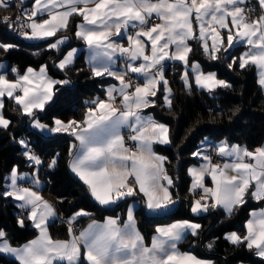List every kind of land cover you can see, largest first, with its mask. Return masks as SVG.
I'll return each instance as SVG.
<instances>
[{
  "label": "snow or ice",
  "instance_id": "1",
  "mask_svg": "<svg viewBox=\"0 0 264 264\" xmlns=\"http://www.w3.org/2000/svg\"><path fill=\"white\" fill-rule=\"evenodd\" d=\"M255 2L259 16L252 15L256 9L249 7L248 0H34L30 8L23 10L24 0H19L15 17L4 16L0 22L26 40L56 37L48 48L60 52L69 38L57 34L69 31L73 16L80 17L73 34L88 50L92 76L110 77L118 85L104 88V98L85 101L82 120L64 121L54 116L48 124L39 114L45 113L53 101L56 85H67L70 80L52 79L46 65L38 71L28 67L21 73L17 67L8 69L0 63V130L7 131L12 124L4 114L7 98L13 111L28 118L32 129L74 138L69 168L101 206L142 196L150 212L173 207L176 200L170 189L174 181L165 167L167 157L154 150L156 145L172 143L170 128L146 114V110L157 107L161 85L164 107L173 106L166 79L168 62L182 66L180 79L187 90L193 81L209 94L231 87L216 73H205L198 62L190 60V41L199 42L212 61L220 60V53L243 44L247 51L239 57L232 56L227 66L233 71L237 63L241 70L255 67L257 83L264 89V0ZM0 8L9 10L10 2L0 0ZM15 48V44L0 42V51L5 54ZM77 51L68 50L56 67L69 71ZM118 58L123 65L121 71L114 70ZM9 71L14 77L11 80ZM122 130L127 131V136ZM13 139L32 172L20 173L14 166L2 177L4 190L0 197L16 202L20 210L18 226L24 228L26 221L30 222L37 236L15 247L7 233L0 230V254L14 257L17 264H210L178 248L187 233L193 237L200 234V224L183 220L158 226L148 243L137 228L131 205L123 222L118 216L107 217L102 223L93 220L82 231H77L75 225L90 214L82 209L74 212L62 220L67 225L68 239H53L49 229L61 218L40 192L44 161L33 152L27 139ZM128 141L131 145L126 146ZM211 148L219 160H214L207 147L192 153L201 163L187 170L192 180L189 192L197 197L191 203V213L198 216L223 210L231 216L247 204L249 197L264 203V145L249 150L221 141ZM57 164L58 154L49 161V170ZM208 177L211 187L205 182ZM249 216L244 235L232 232L225 239L254 250L264 261V208L251 210Z\"/></svg>",
  "mask_w": 264,
  "mask_h": 264
},
{
  "label": "trees",
  "instance_id": "2",
  "mask_svg": "<svg viewBox=\"0 0 264 264\" xmlns=\"http://www.w3.org/2000/svg\"><path fill=\"white\" fill-rule=\"evenodd\" d=\"M32 0H29L30 3ZM10 2L9 10L0 8V21L4 16L16 14V0ZM25 5L22 6L24 8ZM80 17L73 16L69 24V31H61L58 36H67L69 39L61 45V51L50 50L48 44L56 37L35 42L25 41L17 30L9 28L0 22V42L15 44L16 48L9 53L0 51V62H6L8 68L17 67L22 73L27 67L38 68L46 65L48 74L60 80H70L64 86L56 85L58 89L53 101L46 106V112L40 113L43 122L51 124L52 117L64 121L70 119L82 120L87 105L85 101L95 95L101 96L104 86L113 80L110 77H93L83 56V43L74 36L75 25ZM193 48L190 60L200 64L203 71H212L219 79L227 81L231 87L217 89L209 94L197 88L193 82L191 89H185L180 79L182 66L177 62H170L166 66V79L172 90L173 106L171 109L164 107L163 86L156 98L157 107L149 108L146 112L152 114L156 120L165 123L170 128L172 143L166 146H157V149L167 157L165 167L168 175L173 179L171 188L175 205L168 211L148 213L139 196L140 205L135 210L137 226L149 241L156 226L170 223L180 219L199 221L202 228L197 237L188 235L180 244L182 250L193 252L199 257L209 259L213 264H264L244 245L236 246L229 243L224 233L236 231L244 235L243 222L248 217L251 209L264 205L248 198V202L236 213L227 216L221 210L209 212L203 217H194L190 212V205L196 196L189 192L190 178L187 174L189 165L197 161L192 153L197 149L200 140L207 136L213 140L225 139L253 150L264 141V93L256 80L254 67L244 70L235 66L229 70L228 63L231 57H239L241 46L232 48L228 53H220L221 59L210 60L200 48L199 42H189ZM73 46L81 47L75 58V63L67 72H62L56 67L58 59ZM9 77H13L9 71ZM13 104L5 99L4 114L12 120L7 131L0 130V192L4 190V177L15 166L21 170H31L28 162L21 154L22 149L14 142L19 138H26L33 151L44 164L40 171L46 179L44 191L55 199V208L58 216L67 220L74 212L84 210L89 216L81 217L78 221L85 224L90 220H103L106 217L125 216L126 206L131 200L121 201L118 205L110 207L101 206L89 194L86 186L72 174L69 168V149L74 138L64 134L42 136L32 129L28 118L13 111ZM58 154L57 166L49 170V161ZM20 210L11 199L0 197V230L7 233V238L13 246H18L36 235V230L31 223L26 221L25 227L17 224ZM52 238L66 239L67 225L57 219L49 229ZM212 244L209 248L208 245ZM0 264H17L16 261L0 254Z\"/></svg>",
  "mask_w": 264,
  "mask_h": 264
},
{
  "label": "crops",
  "instance_id": "3",
  "mask_svg": "<svg viewBox=\"0 0 264 264\" xmlns=\"http://www.w3.org/2000/svg\"><path fill=\"white\" fill-rule=\"evenodd\" d=\"M28 1L29 0H24V4L23 5H25L24 6V8H30L31 7V4L34 2V0H32L30 3H28ZM16 2L18 3L19 2V0H16ZM256 9H257V13H258V16L260 15V12H259V9H258V5L256 4ZM46 18V17H45ZM81 22V18H80V21H78V23H80ZM24 39V38H23ZM25 41H28V42H35V41H39V40H26V39H24ZM55 41V40H54ZM53 41V42H54ZM83 43V42H82ZM123 43L125 44V46L127 45V41L126 40H124L123 41ZM209 44H211V41H209ZM238 46H241L242 47V49H241V51H240V54H239V56L242 54V53H244L245 51H247V47L246 46H244L243 44H239V45H236L235 47H238ZM234 47V48H235ZM71 48H75V49H77L78 51H77V54H76V56L78 55V53H79V51H80V49H81V47H78V46H73V47H70L69 49H67L66 50V52L68 51V50H70ZM82 48H83V56H84V61H85V63H86V65L89 67V65H88V63H87V58H88V55H89V53H88V50H87V48H86V46L83 44V46H82ZM65 52V53H66ZM64 53V54H65ZM63 54V55H64ZM63 55L59 58V59H62L63 58ZM76 58V57H75ZM59 59H58V61H59ZM119 59V58H118ZM57 61V62H58ZM56 62V63H57ZM0 63H4L5 65H7L6 64V62H0ZM170 62H168L167 63V65L169 64ZM121 64H122V62H121ZM56 65V64H55ZM8 67V66H7ZM28 68V67H27ZM39 68H40V66L38 67V68H33V69H35V70H39ZM8 69H10V68H8ZM254 69H255V73H256V80H258V76H257V70H256V68L254 67ZM26 70V69H25ZM24 70V71H25ZM114 70H116V71H121V70H123V65H120V66H118V65H116L115 66V69ZM201 70H202V68H201ZM23 71V72H24ZM203 71V70H202ZM22 72V73H23ZM205 73H210V72H212V71H204ZM215 73V72H214ZM49 75V74H48ZM52 79H55V80H60V79H57V78H53L51 75H49ZM8 78L11 80V79H13L14 77H9L8 76ZM112 79V78H111ZM65 80V79H64ZM113 81L112 82H110V83H108V84H106L105 86H104V88H106V87H108L109 85H118V82L117 81H115L114 79H112ZM222 80V79H221ZM193 84L195 85V83H194V81H193ZM196 86V85H195ZM261 88V87H260ZM164 91V90H163ZM262 91H263V93H264V89H262ZM96 97H100V98H104V92H103V95H101V96H98V95H95L94 97H92L90 100H88V101H91L92 99H94V98H96ZM5 99H7V98H5ZM164 101V100H163ZM146 114H150V113H148V112H146ZM150 115H152V114H150ZM153 116V115H152ZM162 123V122H161ZM122 131H124V130H122ZM38 132V131H37ZM39 134H41L42 136H52V135H54V134H49V133H41V132H38ZM57 134H60V133H57ZM62 134V133H61ZM221 141H227V140H225V139H220V140H213V139H211L210 137H207V136H205V137H203L201 140H200V142H199V144H198V147H197V149L194 151V152H196L198 149H202V148H205V147H209L210 145H212V146H214V145H216V144H218V143H220ZM228 142V141H227ZM228 143H230V142H228ZM230 144H235V143H230ZM262 145H264V141L262 142V144L260 145V146H262ZM157 146H166V145H156V146H154V150L159 154V155H161V156H165L163 153H161L158 149H157ZM241 146H243V145H241ZM260 146H258V147H260ZM257 148V147H256ZM254 150V149H253ZM220 158L218 157V160H219ZM70 160H71V158H70ZM70 162V161H69ZM201 163V161H199L198 159H197V161L195 162V163H193V164H191V165H189L188 166V168L189 167H193V166H199V164ZM188 168H187V170H188ZM20 171V170H19ZM71 171V170H70ZM31 172H32V169L31 170H21L20 171V173H27V174H31ZM8 174V173H7ZM6 174V175H7ZM74 176H75V174L74 173H72ZM187 174H188V171H187ZM189 176V175H188ZM78 178V177H77ZM190 178V177H189ZM40 179H41V182H42V187H41V189H40V192H41V195H42V197H43V199H45V200H47L50 204H52L54 207H55V199H54V197L52 196V195H50L47 191H44V187H45V185H46V179L42 176V174H41V171H40ZM79 179V178H78ZM82 182V181H81ZM206 184H207V186H209V187H211V185H212V182H211V178L210 177H208V178H206ZM23 183V182H22ZM83 183V182H82ZM191 183H192V180H191V178H190V183H189V187H190V185H191ZM170 191H171V189H170ZM139 196H137V197H134V198H131V200H129V202H128V204H127V206H126V212H125V216H124V218L121 220V222H123L125 219H126V214H127V208H128V206L129 205H131L132 207H133V209H134V214H135V210H136V208L140 205V199L138 198ZM141 198H142V202H143V197L142 196H140ZM197 198V197H196ZM195 199V198H194ZM15 202V201H14ZM192 203V202H191ZM15 204H16V202H15ZM143 205H144V203H143ZM191 206V205H190ZM145 207V206H144ZM171 208H173V207H170V208H168L167 210H164V211H160V212H165V211H168V210H170ZM261 208H264V205H262V206H259V207H256V208H253V209H251V210H259V209H261ZM145 209H146V207H145ZM250 210V211H251ZM146 211L148 212V213H153V212H150L149 210H147L146 209ZM222 212H223V210H221ZM250 211H249V213H250ZM160 212H156V213H160ZM191 212V211H190ZM249 213H248V217L245 219V221L243 222V227H244V225H245V222L250 218V216H249ZM192 214V213H191ZM208 213H202V214H200V215H198V216H195V215H193L194 217H203V216H206ZM135 216V215H134ZM107 218V217H106ZM105 219V218H104ZM104 219L103 220H95V221H97V222H100V223H102L103 221H104ZM135 220H136V218H135ZM183 220H189V221H191V222H194V223H198V224H200V222L199 221H196V220H192V219H180V220H175V221H172V222H170V223H166V224H161V225H158V226H167V225H170V224H172V223H175V222H177V221H183ZM92 221L93 220H90V221H88V222H86L85 224H84V227L80 230V231H82L83 229H85V228H87V226L90 224V223H92ZM136 225H137V221H136ZM201 225V224H200ZM158 226H156V227H158ZM156 227H155V229H156ZM137 228H138V226H137ZM155 229H154V232L152 233V235H151V237H150V239H149V241H148V243H150V241H151V238H152V236L154 235V233H155ZM138 230H139V228H138ZM140 231V230H139ZM236 232V231H235ZM237 233V232H236ZM142 234V233H141ZM244 234H245V228H244ZM188 235H191L190 233H187L186 234V237L188 236ZM36 236H37V231H36V235L33 237V238H31L30 240H32V239H34V238H36ZM226 235L224 234V237H225ZM54 239V238H53ZM66 239H68V237L66 238ZM66 239H62V240H66ZM30 240H28V241H30ZM28 241H26V242H28ZM26 242H24V243H22V244H20V245H23V244H25ZM181 243V242H180ZM179 243V244H180ZM179 244H178V248H179V250L180 251H182V252H188V253H191V254H193V255H195V256H197L196 254H194L193 252H191V251H188V250H182V249H180V247H179ZM20 245H18V246H15V247H19ZM1 255H3V254H1ZM4 256H6V257H8V258H10V259H12V260H14L15 261V259H14V257H11V256H7V255H4ZM198 258H200V259H202V260H205V261H209L210 262V264H213L212 263V261L211 260H209V259H204V258H202V257H199V256H197ZM17 263V262H16ZM238 264H246V263H238Z\"/></svg>",
  "mask_w": 264,
  "mask_h": 264
},
{
  "label": "built area",
  "instance_id": "4",
  "mask_svg": "<svg viewBox=\"0 0 264 264\" xmlns=\"http://www.w3.org/2000/svg\"><path fill=\"white\" fill-rule=\"evenodd\" d=\"M248 5H249V7H254V8L256 9V2H255V0H248ZM17 13H18V10L16 9V14H17ZM16 14H15V15H16ZM15 15H14V17H15ZM252 15H254V16H258L257 9L255 10V12H254ZM117 65H118V66L122 65V64H121V61H120L119 59H118ZM123 133H124L125 136H127V134H128L126 130H124ZM129 145H131V141H128V144H127L126 146H129ZM211 146H212V145H210V146L208 147V151H209L210 154L213 155L214 160H218V157H216V156H215V153L212 152V148H211ZM33 152H34V151H33ZM60 218H61V217H60ZM62 220H63V218L59 219L60 222H62ZM75 227H76L77 231H80V230L84 227V224H83L82 222L78 221V222L76 223Z\"/></svg>",
  "mask_w": 264,
  "mask_h": 264
},
{
  "label": "rangeland",
  "instance_id": "5",
  "mask_svg": "<svg viewBox=\"0 0 264 264\" xmlns=\"http://www.w3.org/2000/svg\"><path fill=\"white\" fill-rule=\"evenodd\" d=\"M17 3V2H16ZM21 10H23V8L21 9ZM19 139H22V138H19ZM26 139V138H25ZM33 150V149H32ZM35 153V152H34ZM232 232H235V231H228V232H226V233H224L225 235H227V234H229V233H232Z\"/></svg>",
  "mask_w": 264,
  "mask_h": 264
},
{
  "label": "water",
  "instance_id": "6",
  "mask_svg": "<svg viewBox=\"0 0 264 264\" xmlns=\"http://www.w3.org/2000/svg\"><path fill=\"white\" fill-rule=\"evenodd\" d=\"M11 29H9V31H10Z\"/></svg>",
  "mask_w": 264,
  "mask_h": 264
}]
</instances>
